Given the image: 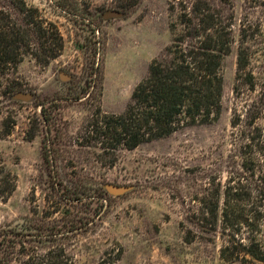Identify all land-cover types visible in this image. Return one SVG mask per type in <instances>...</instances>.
Segmentation results:
<instances>
[{"label":"rangeland","instance_id":"374dc122","mask_svg":"<svg viewBox=\"0 0 264 264\" xmlns=\"http://www.w3.org/2000/svg\"><path fill=\"white\" fill-rule=\"evenodd\" d=\"M24 1L58 27L64 44L48 64L27 54L0 75V123H14L0 137V158L17 177L11 195L0 197V231H15L0 236L9 264H224L220 248L233 237L264 257V0H230L234 42L222 61L218 118L119 149L113 165L95 160L98 148L74 144L78 130L97 107L125 109L150 62L180 32L178 9L167 0L121 11L114 0ZM49 136L60 140L62 156L47 164L41 146ZM96 184L107 196L94 193ZM75 185L85 194L67 196L63 189ZM246 258L235 264H264Z\"/></svg>","mask_w":264,"mask_h":264},{"label":"trees","instance_id":"16d2710c","mask_svg":"<svg viewBox=\"0 0 264 264\" xmlns=\"http://www.w3.org/2000/svg\"><path fill=\"white\" fill-rule=\"evenodd\" d=\"M114 2L113 10L121 11L136 6L140 0ZM167 3L170 10L178 9L180 32L174 33L172 43L150 62L147 74L134 86L122 112L107 113L97 107L78 130L74 144L98 148L99 152L93 150L96 161L106 158V164L113 165L119 149H133L144 142L168 136L184 126L209 123L221 113V66L234 42L230 0H167ZM63 44L58 27L43 17L39 8L27 6L24 0H0V75L14 68L27 54L34 56L39 63L48 64L59 55ZM244 65V51L240 47L238 74ZM101 80L102 72L96 70L92 81L94 87L98 83L99 91ZM81 94L77 98L87 95V89ZM40 119L43 124H49L43 106ZM13 124L10 118L3 119L0 137L8 135ZM36 131V126L30 127L26 131L27 137L32 139ZM59 142L55 136L43 139L41 155L47 164L62 156L60 146H56ZM16 182V175L5 167L0 158V197L10 196ZM63 190L73 198L86 192L85 187L78 185L73 188L66 186ZM93 191L100 198L107 196L100 184H96ZM230 205L226 191L222 212L224 220ZM217 210L215 201L211 209L213 219L217 217ZM14 233L13 229H7L0 231V236L10 238ZM246 256L264 260L260 248L234 237L226 239L220 248L224 264H235V261L246 260ZM0 264H9L3 254H0Z\"/></svg>","mask_w":264,"mask_h":264}]
</instances>
